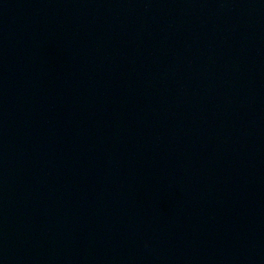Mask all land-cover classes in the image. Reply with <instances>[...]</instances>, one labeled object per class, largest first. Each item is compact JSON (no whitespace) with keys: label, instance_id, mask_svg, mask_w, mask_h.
<instances>
[{"label":"water","instance_id":"water-1","mask_svg":"<svg viewBox=\"0 0 264 264\" xmlns=\"http://www.w3.org/2000/svg\"><path fill=\"white\" fill-rule=\"evenodd\" d=\"M0 264H264V0H0Z\"/></svg>","mask_w":264,"mask_h":264}]
</instances>
